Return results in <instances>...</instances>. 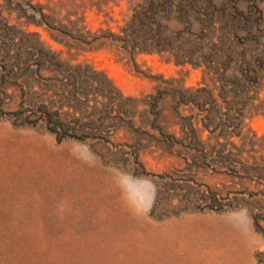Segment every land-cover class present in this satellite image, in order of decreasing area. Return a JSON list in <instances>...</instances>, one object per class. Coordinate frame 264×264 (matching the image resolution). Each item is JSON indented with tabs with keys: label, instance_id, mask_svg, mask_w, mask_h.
I'll list each match as a JSON object with an SVG mask.
<instances>
[{
	"label": "rangeland",
	"instance_id": "obj_1",
	"mask_svg": "<svg viewBox=\"0 0 264 264\" xmlns=\"http://www.w3.org/2000/svg\"><path fill=\"white\" fill-rule=\"evenodd\" d=\"M144 2L0 0V264H264V0Z\"/></svg>",
	"mask_w": 264,
	"mask_h": 264
},
{
	"label": "trees",
	"instance_id": "obj_2",
	"mask_svg": "<svg viewBox=\"0 0 264 264\" xmlns=\"http://www.w3.org/2000/svg\"><path fill=\"white\" fill-rule=\"evenodd\" d=\"M193 8L194 6L190 4V0H147V2L141 4L138 10H134L131 22V27L137 25L140 28L139 31L130 33V36H135L138 40L134 49L139 53L169 52L176 58L178 63L192 61L189 52H183L182 49L185 48V45L190 46V40L194 37L190 28L198 22L195 14L198 16L199 12L194 13ZM193 14V21L190 22L188 19ZM170 16H173V20L182 24L184 34L173 32L169 26H162V23H169ZM126 32L127 30H125ZM201 49L204 48L199 45L197 52H202Z\"/></svg>",
	"mask_w": 264,
	"mask_h": 264
}]
</instances>
